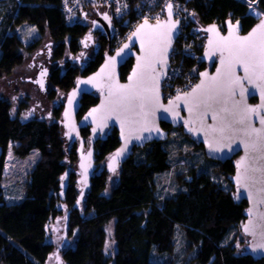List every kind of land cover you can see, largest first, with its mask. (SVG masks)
I'll list each match as a JSON object with an SVG mask.
<instances>
[{"label": "trees", "instance_id": "16d2710c", "mask_svg": "<svg viewBox=\"0 0 264 264\" xmlns=\"http://www.w3.org/2000/svg\"><path fill=\"white\" fill-rule=\"evenodd\" d=\"M250 1H257L264 12V0ZM188 5L203 34L199 46L191 39L186 41L201 59L184 53L178 59L179 66L190 75L193 70L199 75L207 38L204 30L209 25H225L233 19L240 24L242 33H247L257 22L248 12L249 5L241 0H189ZM23 25L35 26L40 38L25 43L19 33ZM92 26L81 22L69 25L62 0H0V80L11 76L23 64L25 53L34 52L48 32L57 43L55 59L66 60L48 74L52 86L49 98L54 101L59 92L68 93L79 77L96 71L109 47L113 48L112 40L97 31L99 47L88 58L85 42H91ZM133 63L131 59L121 68L123 80ZM99 98L98 92L84 95L78 117L96 105ZM27 108L25 100L14 116L10 100L0 98V264H46L58 249L64 264H264V259L246 256L241 245L230 238L234 231H242L248 206L246 201L236 199L231 182L236 159L225 164L211 160V168L190 169L184 178H178L179 189L165 196L160 193L158 178L172 170L170 136L165 142L135 148L133 156L118 171L116 186L107 195L111 176L107 161L120 144L118 131L113 130L106 139L96 142L98 169L80 205L73 209L83 182L78 168L79 141L63 127L64 102L55 104L51 120L22 119ZM162 125L170 134L179 132L186 142L204 152L181 128ZM81 134L88 149L91 129L84 128ZM10 144L20 159L34 150L41 155L28 175L24 197L19 201H10L4 193ZM112 221L117 245L114 258L105 250L107 227ZM177 235L184 239V259L176 254Z\"/></svg>", "mask_w": 264, "mask_h": 264}, {"label": "water", "instance_id": "95a60500", "mask_svg": "<svg viewBox=\"0 0 264 264\" xmlns=\"http://www.w3.org/2000/svg\"><path fill=\"white\" fill-rule=\"evenodd\" d=\"M107 17V19H105ZM261 22H264V17L257 20L256 24L247 32L242 33L241 26L233 19H228L225 23V31H222L218 24L209 25L204 31L207 34L202 63H208L210 66L199 74L198 85L202 83L207 87L211 84L209 77L217 75V70H222L220 64V54L217 52L214 55H209L210 41L215 42L217 35L206 31L209 28H215L219 36L227 37L232 32V26L238 24V30L235 35L239 37L249 36L254 30L258 29ZM144 26V27H141ZM181 23L174 17L172 6L171 15L167 9V19L158 23L144 22L138 26L134 34L116 51L113 52L110 47L106 53L103 63L96 71L88 76L79 77L74 87L68 92L64 109L62 113L63 127L69 135L74 136L75 141H79V174L80 181L83 182V189L75 203L73 209H76L85 195L86 191L91 187L92 178L97 171V161L95 157V144L99 139H106L113 130L118 131L119 146L110 156L107 161V171L111 174L116 173L120 168L133 156L135 148H143L153 142H165L170 138V131L165 129L162 124H167L172 128H181L185 135L195 142L196 145L202 146L205 156L215 162L225 164L233 159L235 160V173L231 178L232 185L235 188L236 199L239 202L246 201L248 206L245 212V222L242 226V232L249 237L246 243L245 255L251 256L254 260L264 259V248L260 245L264 244V150L259 145L252 148L251 145L255 141V136L246 135L248 130L247 125L236 123L238 116L236 113L241 111L245 106L259 108L262 102L259 88L254 87L247 81H244V88L247 90L244 97L239 95V89L234 97H228L226 94L217 99L209 100L207 105H201L200 108H193L189 111V105H186L184 99L177 100L176 98L165 102L163 94V81L168 73L170 66V54L180 34ZM92 29L101 31L111 41L112 24L107 15L99 16L94 22ZM139 30V35L137 32ZM151 35L156 41L158 54L156 59H163V63H155L154 70H146L138 68V64H143L145 51L148 48L147 37ZM141 38L144 39L142 47ZM127 45V47H125ZM166 48V52L164 49ZM133 59L132 69L125 80L121 76V68ZM138 74L143 71L142 87L148 89L144 92L145 96L155 95V88L158 87L159 105L155 103L146 104L144 112L154 113L145 118L142 114H138L140 110L125 111L118 103L120 90L118 85H133L137 86V78L132 77L133 72ZM205 73L208 77H205ZM236 74L243 76L242 70L237 67ZM42 83L46 86V77ZM82 81H92L91 83H82ZM196 86V87H197ZM195 87V88H196ZM76 93L73 96V93ZM99 93V101L91 107L81 118L79 112L81 109V101L84 95ZM192 92V91H191ZM180 95L187 97L191 93ZM112 93V95H110ZM253 99H257L253 102ZM172 102H175L174 104ZM172 108V111L165 112V108ZM96 109L98 111L93 112ZM111 109H115L112 111ZM92 113L90 116L89 114ZM261 116H264V109L261 110ZM260 117L255 114L252 116V127L261 128L259 123ZM91 129V140L88 149H85V140L82 137L81 131L84 128ZM148 127L152 130H144ZM226 128L224 137L221 138L218 132L213 129ZM193 129V131H189ZM137 135L141 138L137 139ZM127 141V143H126ZM243 141V143H242ZM219 146L220 151H211L209 144ZM245 144L249 147L246 148ZM121 149H125L120 157L116 158L115 171H113L112 160L115 154ZM241 161L243 164L241 165ZM238 165H240L238 167ZM247 171L250 179L247 181V187H244L245 181L237 180L238 176H242ZM252 215H249V213ZM71 212L67 215L68 219ZM252 221L254 234L249 235L244 231V226L249 225ZM251 227V225H249ZM60 249L57 250L59 264L62 259L59 257Z\"/></svg>", "mask_w": 264, "mask_h": 264}, {"label": "rangeland", "instance_id": "374dc122", "mask_svg": "<svg viewBox=\"0 0 264 264\" xmlns=\"http://www.w3.org/2000/svg\"><path fill=\"white\" fill-rule=\"evenodd\" d=\"M19 33L21 34L24 42L27 44L40 38L38 29L32 25H23L21 28H19ZM56 48L57 43L51 39L49 33L47 32L43 36L39 47L34 52L25 53L23 64L17 68L11 76L4 77L0 80V98H6L10 100L12 103V112L14 116L17 114L22 103L27 100L28 108L23 112L21 116L22 119L41 118L45 120H51L50 117L55 104L62 102L65 103L68 93L64 94L63 92H59L57 98L54 101L49 98V94L52 89L49 81V75L55 68L59 67L61 63L64 64L65 60L64 59L60 62L55 59ZM94 52L95 46H92L91 42L87 41L85 53H87V55H93ZM67 57L68 55H66V59ZM75 64L79 65L78 62ZM44 70H48L49 75L46 77V88L45 90H42L39 85L30 80L35 79L36 75L40 71ZM170 136L172 170L160 175L158 178L159 185L161 187L160 193L165 196L171 195L179 189L178 178H184L186 176L185 173H187L190 169L194 168L196 170L200 168L205 170L206 168H211V166H213L211 160L206 158L203 150L196 149L193 144L186 142L179 132L172 133ZM40 158V151L34 150L28 157L20 159L14 154L12 144L9 145L6 153L3 186L5 196L10 201H19L24 197L25 185L28 180V175L31 173ZM181 174L183 175L180 176ZM213 177L219 180V178H217L215 175H213ZM117 178L118 172L111 174L109 177L106 189L107 195H109L116 186ZM220 180L224 181L222 177H220ZM114 231L115 221H112L107 227V241L105 248L106 254L111 258H114L117 252ZM230 238L237 244L241 245V251L245 250L244 242L248 240V237L245 236L242 231H234ZM75 239L76 236L71 239V244L74 243ZM61 242L62 241L58 243L60 244ZM63 244L64 241L61 243V245ZM177 247L176 254L180 256V259H184L185 243L181 235H177ZM46 264H59L57 255L51 256ZM61 264H64L63 261ZM111 264H114V262ZM178 264H184V262L181 261ZM190 264L197 263L191 262Z\"/></svg>", "mask_w": 264, "mask_h": 264}, {"label": "snow or ice", "instance_id": "6c2138e0", "mask_svg": "<svg viewBox=\"0 0 264 264\" xmlns=\"http://www.w3.org/2000/svg\"><path fill=\"white\" fill-rule=\"evenodd\" d=\"M168 12L171 15L172 5H168ZM107 19V17H105ZM144 27V26H141ZM232 32H230L229 36H219L217 30L213 28H209L206 31L215 33L217 35V40L215 42L210 41V53L209 55H214L217 52L220 54V64L221 70H217V75L213 77H209L208 79L211 81V84L207 87L202 83L198 85L195 89L187 97L177 96V100L184 99L186 105H189V111H192L193 108H200L201 105H207L209 100L217 99L225 94L228 97H234L237 94V89H239V95L244 97L245 92L247 91L244 88V81H247L249 84H252L254 87L259 88L260 95L262 98V102L259 108L245 106L241 111L236 113L238 119L236 123L247 125L246 135L255 136V141L252 143L251 147L256 148L259 147L264 150V116H261V110L264 109V22H261L258 29L254 30L249 36L239 37L235 35L238 30V24L236 26H232ZM139 35V30L137 32ZM142 47L144 44V39L141 38ZM148 48L145 51L144 62L143 64H138L137 67L146 70H154V64L159 62L163 63V59L157 60L158 49L155 46L156 41L154 38L149 35L147 37ZM85 46L87 43L85 42ZM127 47V45H125ZM166 52V48L164 49ZM239 67L243 76H238L236 74V68ZM205 77H208V74H204ZM144 72L141 71L139 74L137 72H133L132 77L137 78V86L133 85H118V89L120 90L118 103L125 110H135L139 109L140 112L138 114H142L145 118V125L147 124L146 117L149 114L144 112V108L146 104L155 103L159 105V95H158V87L155 88V95L145 96L144 92L148 91L142 87ZM92 81H82V83H91ZM75 92L72 94L75 96ZM112 95V93H110ZM173 104L175 102H172ZM114 111L115 109H111ZM98 110L94 109L93 112ZM165 112L172 111V108H165ZM255 114L257 117H260L259 123L261 124L260 129H256L252 127V116ZM90 116L92 113L89 114ZM144 130H152L148 127H145ZM189 131H193V129H189ZM214 132H218L220 137H224V133L226 128L213 129ZM137 139L141 137L137 135ZM127 143V141H126ZM243 143V141H242ZM211 151H220L221 148L217 146H213L212 143L209 144ZM245 147L248 148L249 145L245 144ZM125 149H121L118 151L112 160L113 171H115L116 158L120 157ZM243 161H241V165ZM240 165H238L239 167ZM247 169L245 170L242 176H238L237 180L240 181L243 179L245 181L244 187H247V181L250 177L247 175ZM264 191V189H261ZM264 203V200L261 201ZM249 215H252L250 212ZM264 219V215L261 217ZM251 225V227L249 226ZM249 225L244 226V231L249 234H254L255 225H253L252 221H249ZM260 247L264 248V244L260 245Z\"/></svg>", "mask_w": 264, "mask_h": 264}, {"label": "built area", "instance_id": "2783aa9c", "mask_svg": "<svg viewBox=\"0 0 264 264\" xmlns=\"http://www.w3.org/2000/svg\"><path fill=\"white\" fill-rule=\"evenodd\" d=\"M189 0H62V8L69 25L76 23H91L101 15H107L112 24L111 50L116 52L144 22L158 23L167 19L168 5L173 6L174 17L181 23L179 37L170 54V66L163 81L164 101L169 102L177 96L191 92L198 84L199 76L196 70L189 73L178 64L181 53L196 59L200 58L186 41H196L199 46L203 34L194 19V12L188 5ZM249 5V14L256 20L264 17V12L258 8L257 1L241 0ZM132 14L134 16L132 17ZM125 27V30L122 28ZM225 31V25H219ZM195 39V40H194ZM186 44H185V43ZM198 51V50H197Z\"/></svg>", "mask_w": 264, "mask_h": 264}, {"label": "flooded vegetation", "instance_id": "af4514ba", "mask_svg": "<svg viewBox=\"0 0 264 264\" xmlns=\"http://www.w3.org/2000/svg\"><path fill=\"white\" fill-rule=\"evenodd\" d=\"M89 35L91 36V45L92 46H95V51L98 49L99 47V43H100V37L99 35L97 34V31H94L92 28L90 29L89 31ZM92 55H89L88 58H90ZM202 65H203V68H202ZM210 65L208 63H202L201 62V66L199 68V73L203 72L204 70H206ZM45 73L49 74V71L48 70H44V71H40L35 79H31L30 81H33L35 84L39 85V87L44 90L45 89V86L42 85L44 79H45ZM248 240H249V237H248ZM247 240V241H248ZM246 241V242H247Z\"/></svg>", "mask_w": 264, "mask_h": 264}, {"label": "bare ground", "instance_id": "6f19581e", "mask_svg": "<svg viewBox=\"0 0 264 264\" xmlns=\"http://www.w3.org/2000/svg\"><path fill=\"white\" fill-rule=\"evenodd\" d=\"M112 29H113V27H112ZM111 38H112V32H111ZM112 40V39H111ZM200 74V73H199ZM199 76V75H198Z\"/></svg>", "mask_w": 264, "mask_h": 264}]
</instances>
